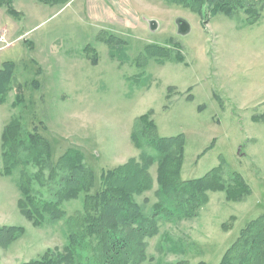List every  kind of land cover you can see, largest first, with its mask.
<instances>
[{"label":"rangeland","instance_id":"374dc122","mask_svg":"<svg viewBox=\"0 0 264 264\" xmlns=\"http://www.w3.org/2000/svg\"><path fill=\"white\" fill-rule=\"evenodd\" d=\"M137 1L130 0L134 11L113 5L98 18L89 0H0V67L15 63L0 102V227L25 228L0 245V264L45 254L46 264L70 263L65 245L86 196L64 200L65 218L41 225L21 213V167L2 174V134L14 117L50 141L55 160L68 147L80 149L95 173L93 191L103 169L139 159L132 132L148 111L161 135H184V179L217 165L226 182L234 172L244 176L246 195L239 194L243 186H233L232 197L209 191L192 216L161 217L144 239L140 264H218L242 228L264 214V122L255 117L264 111V0H231V12L221 11L217 0ZM179 17L189 21L187 33L179 31ZM37 169L28 167L33 174ZM150 173L151 187L136 195L148 214L161 199L157 162ZM53 185L35 181L33 189L51 197ZM133 240L130 253L139 258ZM232 264L239 263L233 258Z\"/></svg>","mask_w":264,"mask_h":264},{"label":"trees","instance_id":"16d2710c","mask_svg":"<svg viewBox=\"0 0 264 264\" xmlns=\"http://www.w3.org/2000/svg\"><path fill=\"white\" fill-rule=\"evenodd\" d=\"M173 1L186 4L181 0ZM217 1L224 3L221 11L231 12V0ZM14 67L13 61H6L0 67V102L11 87ZM22 86L21 82L17 83V103L22 101ZM151 113L148 111L140 115L132 132L135 145L142 148L139 159L133 157L123 164L103 169L99 187L94 191L95 173L83 160L80 149L68 147L55 160L52 144L38 129L25 128L17 117L6 124L2 134V174L11 175L16 168L21 167L22 177L18 184L22 193L19 208L23 215L36 225L65 218L62 202L86 192L80 222L68 234V243L65 245L70 260L68 264H122L121 261L123 264H140V260L145 257L144 239L154 234L161 217L174 220L181 216H192L207 201L209 191H226L227 196L232 197L235 195L233 186L240 189L243 186L239 194L249 193V185L241 173L234 172L233 179L226 182L220 165L203 176L184 179L181 168L185 137L182 133L161 135ZM255 117L264 122V111ZM146 145L152 146L156 153L145 150ZM155 162L161 199L148 214L136 195L151 187L153 177L150 167ZM30 165L38 168L34 174L28 171ZM236 180L238 186L234 185ZM35 181L41 186L52 185L53 182L55 196L37 192L33 189ZM24 230L23 226L16 225L0 227V245H7L22 235ZM240 233L218 264H232L233 258L239 264H264V214L248 223ZM134 237L137 244L134 252L140 253L139 258H133L130 253ZM237 250L240 252L237 253ZM47 260L45 254L23 264H46ZM200 264L207 263L201 261Z\"/></svg>","mask_w":264,"mask_h":264},{"label":"crops","instance_id":"0c3cea01","mask_svg":"<svg viewBox=\"0 0 264 264\" xmlns=\"http://www.w3.org/2000/svg\"><path fill=\"white\" fill-rule=\"evenodd\" d=\"M112 2L109 3L108 0H89V12L98 18H103V15L105 16V13L108 12L111 13V10L113 11L112 7L116 8H124V10L134 11L133 9V3L130 2V0H111ZM138 0L137 2H139ZM123 10V11H124ZM126 10L124 12H126ZM130 13V12H129ZM116 16V14H114Z\"/></svg>","mask_w":264,"mask_h":264},{"label":"water","instance_id":"95a60500","mask_svg":"<svg viewBox=\"0 0 264 264\" xmlns=\"http://www.w3.org/2000/svg\"><path fill=\"white\" fill-rule=\"evenodd\" d=\"M178 24H179V31L182 33H187L190 30V23L187 19L183 17L178 18ZM154 24V21H152Z\"/></svg>","mask_w":264,"mask_h":264}]
</instances>
